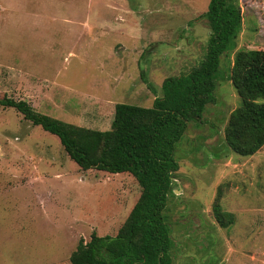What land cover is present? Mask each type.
Masks as SVG:
<instances>
[{"label":"rangeland","instance_id":"1","mask_svg":"<svg viewBox=\"0 0 264 264\" xmlns=\"http://www.w3.org/2000/svg\"><path fill=\"white\" fill-rule=\"evenodd\" d=\"M239 1L238 47L264 49V0ZM208 3L0 0V98L108 130L116 103L150 107L166 77L203 57ZM232 58L220 66L215 101L174 149L172 264H264V145L244 156L222 144L241 102L227 76ZM139 191L128 173L81 172L56 135L0 106V264H70L80 238L116 233ZM216 201L232 213L225 227Z\"/></svg>","mask_w":264,"mask_h":264},{"label":"trees","instance_id":"2","mask_svg":"<svg viewBox=\"0 0 264 264\" xmlns=\"http://www.w3.org/2000/svg\"><path fill=\"white\" fill-rule=\"evenodd\" d=\"M201 16L209 29L203 57L187 72L166 77L150 107L116 103L108 130L40 114L21 99L0 98V106L14 108L31 124L56 135L81 172L128 173L139 185L137 200L116 233L93 231L89 240L80 238L70 264H172L165 209L179 168L174 149L188 122L198 123L215 101L220 66L231 55L227 76L241 102L228 115L222 144L244 156L264 145V49L238 47L243 19L239 0H209ZM213 212L222 227L233 220L218 201Z\"/></svg>","mask_w":264,"mask_h":264},{"label":"crops","instance_id":"3","mask_svg":"<svg viewBox=\"0 0 264 264\" xmlns=\"http://www.w3.org/2000/svg\"><path fill=\"white\" fill-rule=\"evenodd\" d=\"M91 2V1H90Z\"/></svg>","mask_w":264,"mask_h":264}]
</instances>
